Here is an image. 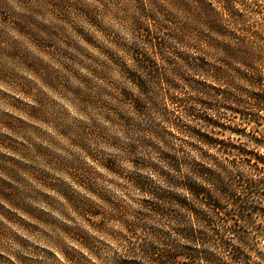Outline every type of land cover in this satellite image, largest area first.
<instances>
[{
  "label": "clouds",
  "instance_id": "1",
  "mask_svg": "<svg viewBox=\"0 0 264 264\" xmlns=\"http://www.w3.org/2000/svg\"><path fill=\"white\" fill-rule=\"evenodd\" d=\"M205 5L0 0V137L24 148L0 144V155L95 210L90 220L35 175L0 171L19 195L0 197V264H264V96L253 100L264 93V0ZM145 53L158 72L139 63Z\"/></svg>",
  "mask_w": 264,
  "mask_h": 264
},
{
  "label": "rangeland",
  "instance_id": "2",
  "mask_svg": "<svg viewBox=\"0 0 264 264\" xmlns=\"http://www.w3.org/2000/svg\"><path fill=\"white\" fill-rule=\"evenodd\" d=\"M98 38H101V37H98ZM40 46L46 47V45H43V44H41ZM48 50L52 51L51 49H48ZM32 70L37 72L45 80L49 79V73L39 63H34L32 65ZM5 123L8 127L20 130V125L11 119L6 120ZM257 142H259V141H257ZM0 144H6V146H8L9 148H11L13 151H16V152H23L24 151L23 146L17 144L11 138L0 137ZM37 153L39 155H44L43 151L39 148H37ZM57 164H58V162H57ZM21 170L25 173L35 175L36 178L38 180H40L42 183H44L46 186H49V187L57 190L60 194H62L65 197V199L68 201L70 206L81 211L90 220L93 219V212L95 210L91 209V207L85 201L77 198L74 194L69 192L67 189H65L61 185L52 183L49 180V178H47L43 175L37 174L36 170L33 167L23 165L19 160L15 159V157L0 155V171L5 172L13 180L20 181L21 176L19 175V172ZM77 174L81 175L82 173L78 172ZM0 197H3L5 199L9 200L10 202L15 203L19 199L18 190L16 189L15 185L11 184L9 181L0 179ZM45 199H48V197H45ZM24 210L29 211V214H31V215H35L36 218L40 219L42 222H46V220H47L46 217L42 218L35 213H31L30 210H28V209H24ZM69 232H70V234H75L71 230H69Z\"/></svg>",
  "mask_w": 264,
  "mask_h": 264
},
{
  "label": "trees",
  "instance_id": "3",
  "mask_svg": "<svg viewBox=\"0 0 264 264\" xmlns=\"http://www.w3.org/2000/svg\"><path fill=\"white\" fill-rule=\"evenodd\" d=\"M176 4L178 7H183L184 5V0H175ZM196 3L200 6V8L203 10L206 5H205V0H196ZM230 32V30H225V31H222L220 33V35H228ZM234 37L236 36V33L235 32H232L231 33ZM149 39L152 40V43L153 45L163 51L166 49V45L163 43V41L159 40L158 38H154L152 37L151 35H149L148 37ZM177 59L189 66H194L196 68H200V69H203L204 71H209V67L207 64H203V63H196L195 61H193L191 58L189 57H186L184 56L183 54H175ZM137 59L139 61V63H141L147 70H149L150 72H158V68L156 66V58L155 56H151V55H148L147 53H145L144 55H138L137 56ZM175 75H180L179 73H175ZM237 75H239L241 78H245V79H248V74L243 72V71H239L237 73ZM183 78V77H182ZM170 84H172L174 87L176 88H179L180 85L177 84L174 80H171L169 79L168 81H166ZM186 83H189L191 84L192 82L191 81H188L186 80L185 81ZM201 88H204L206 86L204 85H200ZM257 96H264V93H258V94H255L253 95V100H256V97ZM258 103L260 104H264V99H261L259 101H257ZM177 103L180 105L181 108H183V103L180 102V101H177ZM185 112H187L188 110L187 109H184ZM206 113H203V114H197L195 112H192V113H188L189 116H194L196 120H200L201 118V115H205ZM209 120H211V117H209ZM209 121H204V124H208ZM215 126H219V121L216 122V125H213V127ZM225 129L228 130V126L227 125H224ZM197 131H200L199 128H197ZM193 135H195V133H192ZM209 135V133L207 131L204 132V136H207ZM200 139L207 143L208 141L204 140L203 137H200ZM212 139H215V136L212 137ZM168 159L171 160V157H168ZM264 162V161H262ZM196 170L197 172H201L202 174L204 175H210L209 172H203V170L197 165L196 166ZM145 187H148L147 185H145ZM190 191H193V189H189ZM194 194H196V192H194ZM198 199L200 200H205L206 199V195H205V192H200L199 195L197 196ZM209 207H212L211 205H209ZM156 259L161 262V264H170L169 260H168V257L167 256H163V255H159V254H156ZM179 262V258H177V264Z\"/></svg>",
  "mask_w": 264,
  "mask_h": 264
}]
</instances>
